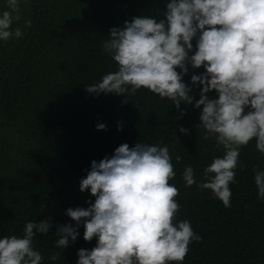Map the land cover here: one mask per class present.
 Here are the masks:
<instances>
[{"label": "trees", "instance_id": "trees-1", "mask_svg": "<svg viewBox=\"0 0 264 264\" xmlns=\"http://www.w3.org/2000/svg\"><path fill=\"white\" fill-rule=\"evenodd\" d=\"M165 0H20L22 36L0 42V236L22 235L26 220L53 217L47 235L37 234L34 247L44 256L42 264H75L76 251L91 248L80 237L64 253L55 247V225L74 223L65 215L68 207H87L94 199L79 191L93 159L99 161L114 148L140 139L163 141L182 159L169 183L178 188L180 203L176 219H187L200 241H193L183 264H264V202L256 198L253 165L264 168V157L255 141L241 147L236 182L230 184L231 207L225 208L209 190L185 187L181 173L192 164L197 179L213 156L222 155L211 139L193 126L199 110L171 101L146 89L135 95L85 91V84L98 81L115 70L103 53L109 29L132 16L155 14ZM0 0V11L6 10ZM27 22V23H26ZM202 70V69H200ZM197 70V71H200ZM191 72L184 77L188 82ZM198 99V90L196 94ZM123 124L117 130V122ZM104 122L107 130L95 125ZM184 126L188 134L179 132ZM175 133V136L172 135ZM242 166V167H241ZM53 252L59 259L49 260Z\"/></svg>", "mask_w": 264, "mask_h": 264}, {"label": "clouds", "instance_id": "clouds-1", "mask_svg": "<svg viewBox=\"0 0 264 264\" xmlns=\"http://www.w3.org/2000/svg\"><path fill=\"white\" fill-rule=\"evenodd\" d=\"M5 3L0 42L22 36L20 27H12L20 18V0ZM106 37L102 50L115 70L86 83L85 91L125 98L146 89L171 101L179 111L176 119L186 113L182 104L199 110L193 127L213 140L222 155L212 157L199 180L192 164H186L182 180L185 187L209 190L231 207L230 184L236 182L241 147L254 140L264 157V0H165L162 11L132 16L111 27ZM122 127L118 121L117 130ZM178 127L182 134L190 131ZM95 128L107 130V125L100 122ZM173 156L176 162L182 159L163 141L138 139L93 159L83 170L79 191L94 199L85 201L87 207L65 209L74 223L55 225V247L64 253L83 227V240L95 239V244L77 249L75 264H183L188 246L201 236L189 220L176 219L181 205L175 199L178 188L169 183L176 176ZM253 172L256 198L264 202V168L253 165ZM52 228L48 215L26 220L22 235L0 236V264H42L44 256L33 240ZM59 256L53 252L49 260Z\"/></svg>", "mask_w": 264, "mask_h": 264}]
</instances>
